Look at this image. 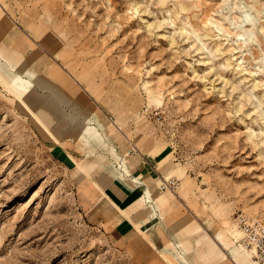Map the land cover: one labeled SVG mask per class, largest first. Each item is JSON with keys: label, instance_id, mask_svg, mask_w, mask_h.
<instances>
[{"label": "rangeland", "instance_id": "1", "mask_svg": "<svg viewBox=\"0 0 264 264\" xmlns=\"http://www.w3.org/2000/svg\"><path fill=\"white\" fill-rule=\"evenodd\" d=\"M0 14L16 30L1 60L33 69V92L66 116L84 106L108 145L164 146L171 193L189 188L231 239L237 213L264 222V0H0ZM8 89L0 81V264H151L84 195L60 146L80 141Z\"/></svg>", "mask_w": 264, "mask_h": 264}, {"label": "crops", "instance_id": "2", "mask_svg": "<svg viewBox=\"0 0 264 264\" xmlns=\"http://www.w3.org/2000/svg\"><path fill=\"white\" fill-rule=\"evenodd\" d=\"M14 38L16 30L11 20L1 15L0 43L8 44ZM18 66L13 55L3 61L0 56V81L12 85L20 99L39 116L60 118L57 126H62L63 139L72 136L80 141V145L65 142L60 146L74 167L79 165L75 177L83 181L84 195L97 207L98 215L115 237L128 242L138 259L151 264H252L227 234L230 230L218 228L202 205L191 194L186 195L189 188L181 186L183 197L158 190V180L169 178L175 168L164 146L149 147L139 140L137 146L129 137L122 144L108 145L98 131L101 124L89 116L84 106L68 101L73 111L63 115L56 105L47 102L46 95L33 92L35 71ZM37 81L41 87L49 86ZM41 122L48 128L42 119ZM118 147L123 150L120 154Z\"/></svg>", "mask_w": 264, "mask_h": 264}, {"label": "built area", "instance_id": "3", "mask_svg": "<svg viewBox=\"0 0 264 264\" xmlns=\"http://www.w3.org/2000/svg\"><path fill=\"white\" fill-rule=\"evenodd\" d=\"M176 186V179L169 177L159 181L158 190L161 192L174 191ZM234 221L240 232L238 238H235L237 244L245 250L252 251L254 258L264 263V222L243 212L237 213Z\"/></svg>", "mask_w": 264, "mask_h": 264}, {"label": "bare ground", "instance_id": "4", "mask_svg": "<svg viewBox=\"0 0 264 264\" xmlns=\"http://www.w3.org/2000/svg\"><path fill=\"white\" fill-rule=\"evenodd\" d=\"M12 92H14V90H13V88L8 84V83H4ZM15 93V92H14ZM15 95L17 96V97H19L16 93H15ZM30 115L35 119V120H37V121H39V117L36 115V113H34L33 111H30ZM162 179H168V178H161L160 180H162ZM165 192V191H164ZM172 192V191H171ZM248 252H249V254H251V255H253V252L252 251H249L248 250Z\"/></svg>", "mask_w": 264, "mask_h": 264}]
</instances>
